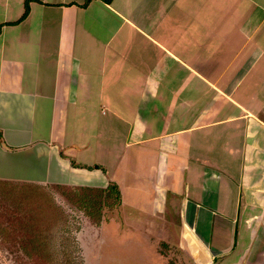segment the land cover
<instances>
[{
    "label": "crops",
    "instance_id": "0c3cea01",
    "mask_svg": "<svg viewBox=\"0 0 264 264\" xmlns=\"http://www.w3.org/2000/svg\"><path fill=\"white\" fill-rule=\"evenodd\" d=\"M87 1L0 0V180L116 186L122 228L264 264V0Z\"/></svg>",
    "mask_w": 264,
    "mask_h": 264
},
{
    "label": "rangeland",
    "instance_id": "374dc122",
    "mask_svg": "<svg viewBox=\"0 0 264 264\" xmlns=\"http://www.w3.org/2000/svg\"><path fill=\"white\" fill-rule=\"evenodd\" d=\"M5 182L0 180V229H8L0 235V264H141L139 253L150 264H163L159 257L167 253L165 241L177 249L170 253L172 262L196 264L192 254L203 251L194 252L180 226L173 230L167 225V231L159 232H147L143 225L141 231L122 228L120 200L113 192L36 190V185ZM125 207L124 219L133 217L141 224L150 219L133 210L128 216ZM102 222L99 236L92 228Z\"/></svg>",
    "mask_w": 264,
    "mask_h": 264
},
{
    "label": "trees",
    "instance_id": "16d2710c",
    "mask_svg": "<svg viewBox=\"0 0 264 264\" xmlns=\"http://www.w3.org/2000/svg\"><path fill=\"white\" fill-rule=\"evenodd\" d=\"M90 1H92V0H88L87 1V5L89 4V2ZM103 1H105V2H107V3H110L112 0H103ZM28 13H29V5L27 4V6H26V12H25V14H24V16H23V18L22 19H25L26 17H27V15H28ZM0 141H2L3 142V138H2V133L0 132ZM93 168H95V169H100L98 166H95V167H93ZM92 169V168H91ZM6 184H8V185H10V184H12V185H17L16 183H9V182H5ZM20 185H22V184H20ZM33 188H38V187H33ZM56 188H62V189H64V190H71V191H74V192H78V191H81V192H85V191H91V189L90 188H81V187H56ZM86 189V190H85ZM37 190V189H36ZM94 190H100V191H105L104 193H106V195H108V192L110 193V195L112 194L111 192H113L114 194H116V198L118 199V200H120L119 201V205H120V202H121V197H120V193L118 192V190H117V188H116V186H111L109 189H105V190H101V189H94ZM9 213H10V211H9ZM8 228L7 227H2L1 229H0V235H2V234H4V232H6V230H7ZM15 236V235H14Z\"/></svg>",
    "mask_w": 264,
    "mask_h": 264
},
{
    "label": "flooded vegetation",
    "instance_id": "af4514ba",
    "mask_svg": "<svg viewBox=\"0 0 264 264\" xmlns=\"http://www.w3.org/2000/svg\"><path fill=\"white\" fill-rule=\"evenodd\" d=\"M197 256H198V258H197ZM129 257L131 259V256H129ZM136 258H137V262H139L141 264H150L149 259L148 258L145 259L144 256L140 253ZM202 259L205 262L207 261L208 264H217L218 261L222 260V259H216V258L212 259L211 256H209V254H207L204 250L202 251V253H200V254L198 253L196 256H192V260H194L196 264H201L200 260H202ZM171 264H173V263H171Z\"/></svg>",
    "mask_w": 264,
    "mask_h": 264
},
{
    "label": "water",
    "instance_id": "95a60500",
    "mask_svg": "<svg viewBox=\"0 0 264 264\" xmlns=\"http://www.w3.org/2000/svg\"><path fill=\"white\" fill-rule=\"evenodd\" d=\"M3 146L6 148L7 146L5 145L4 142H2ZM185 228L186 229H190V233L192 235V237L194 239H196L197 241H199L201 247L203 248L202 250H204L207 254H209V256H211V258H216V259H223L225 257H228L229 256V253H225V254H217V255H214L212 252H210V250L207 248V246L203 243V241H201L199 239V237L197 236V234L195 233L194 231V228H192V226H190L189 224L185 223Z\"/></svg>",
    "mask_w": 264,
    "mask_h": 264
}]
</instances>
